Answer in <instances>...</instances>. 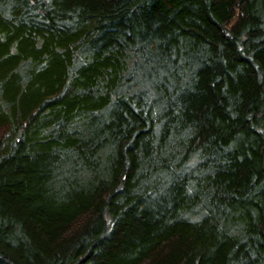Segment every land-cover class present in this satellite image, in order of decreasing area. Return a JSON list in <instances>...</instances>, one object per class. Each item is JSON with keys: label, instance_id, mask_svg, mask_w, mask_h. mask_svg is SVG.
Here are the masks:
<instances>
[{"label": "trees", "instance_id": "1", "mask_svg": "<svg viewBox=\"0 0 264 264\" xmlns=\"http://www.w3.org/2000/svg\"><path fill=\"white\" fill-rule=\"evenodd\" d=\"M0 264H264V0H0Z\"/></svg>", "mask_w": 264, "mask_h": 264}]
</instances>
